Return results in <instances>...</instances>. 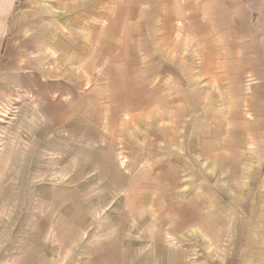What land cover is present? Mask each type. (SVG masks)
Here are the masks:
<instances>
[{
    "label": "rangeland",
    "instance_id": "rangeland-1",
    "mask_svg": "<svg viewBox=\"0 0 264 264\" xmlns=\"http://www.w3.org/2000/svg\"><path fill=\"white\" fill-rule=\"evenodd\" d=\"M0 1V264H264V0Z\"/></svg>",
    "mask_w": 264,
    "mask_h": 264
},
{
    "label": "crops",
    "instance_id": "crops-1",
    "mask_svg": "<svg viewBox=\"0 0 264 264\" xmlns=\"http://www.w3.org/2000/svg\"><path fill=\"white\" fill-rule=\"evenodd\" d=\"M3 9H4V4H3V2L1 3V1H0V15L1 16H2Z\"/></svg>",
    "mask_w": 264,
    "mask_h": 264
}]
</instances>
